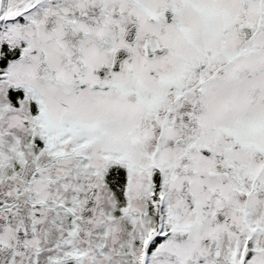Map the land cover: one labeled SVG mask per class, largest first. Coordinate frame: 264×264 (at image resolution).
<instances>
[{
	"label": "snow or ice",
	"instance_id": "6c2138e0",
	"mask_svg": "<svg viewBox=\"0 0 264 264\" xmlns=\"http://www.w3.org/2000/svg\"><path fill=\"white\" fill-rule=\"evenodd\" d=\"M0 264H264V0H0Z\"/></svg>",
	"mask_w": 264,
	"mask_h": 264
}]
</instances>
